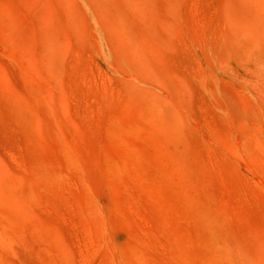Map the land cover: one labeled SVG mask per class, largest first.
Masks as SVG:
<instances>
[{"label": "rangeland", "instance_id": "rangeland-1", "mask_svg": "<svg viewBox=\"0 0 264 264\" xmlns=\"http://www.w3.org/2000/svg\"><path fill=\"white\" fill-rule=\"evenodd\" d=\"M199 1L0 0V264H264V0Z\"/></svg>", "mask_w": 264, "mask_h": 264}, {"label": "bare ground", "instance_id": "bare-ground-1", "mask_svg": "<svg viewBox=\"0 0 264 264\" xmlns=\"http://www.w3.org/2000/svg\"><path fill=\"white\" fill-rule=\"evenodd\" d=\"M195 1V0H194ZM199 1V0H198ZM196 2H197V0H196ZM200 2V1H199ZM192 3H193V1H192ZM194 6H195V4H194ZM204 14V13H203ZM207 19V18H206ZM208 20V19H207ZM207 20H205V22L207 21ZM199 25V24H198ZM204 25V24H203ZM210 29V28H209ZM31 253V252H30ZM31 256V255H30Z\"/></svg>", "mask_w": 264, "mask_h": 264}]
</instances>
